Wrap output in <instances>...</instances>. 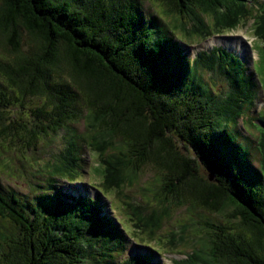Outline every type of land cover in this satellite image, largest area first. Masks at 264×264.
I'll use <instances>...</instances> for the list:
<instances>
[{"label":"trees","instance_id":"obj_1","mask_svg":"<svg viewBox=\"0 0 264 264\" xmlns=\"http://www.w3.org/2000/svg\"><path fill=\"white\" fill-rule=\"evenodd\" d=\"M152 1L161 11L148 16L143 0H0V139L35 152L39 140L80 117L86 127L65 136V150L41 169L48 176L33 194L0 187V264H156L153 254L116 263L127 237L101 214L98 197L77 198L52 183L82 175L84 145L118 188L139 184L153 168L155 188L136 185L144 201L127 196L118 207L142 233L134 238L188 255L173 264H264V126L257 125L255 172L241 148L231 151L229 131L254 106L253 73L219 47L190 60L176 31L192 19L203 40L255 14L264 62V2ZM168 15L178 17L174 27ZM29 100L34 107L7 114ZM182 206L189 217L166 228L168 244L160 230ZM201 212L208 220L194 226ZM192 241L190 251L176 250Z\"/></svg>","mask_w":264,"mask_h":264},{"label":"rangeland","instance_id":"obj_2","mask_svg":"<svg viewBox=\"0 0 264 264\" xmlns=\"http://www.w3.org/2000/svg\"><path fill=\"white\" fill-rule=\"evenodd\" d=\"M255 1L260 3L262 0ZM249 4L256 7V3L253 1L252 3L249 2ZM143 7L148 16H151L156 11H161L159 3L152 0H143ZM171 16L172 15H168L165 16V18L170 24L173 23L172 26L174 27L175 19L178 17ZM253 16H255V14L252 16L243 15L239 18L240 24L238 25L237 23L234 29H225L224 31L227 32L215 33L212 37L203 40L196 34L197 31L195 32L199 24L194 25L196 22L192 19H186L183 21L184 23L176 21L179 25L176 31L189 41V44L186 43L187 41L182 42L185 44L183 46L189 54H186L189 58L202 50H211L214 46H221L239 56L244 55L248 59L245 63L249 71H253L254 68H256L257 74L253 73L256 79H258V77L260 78L261 93L258 91L259 88L257 87L258 90L256 91V98L253 103L254 106L250 107L248 104V109L244 112L243 116L239 118L237 127L229 128L230 135L234 138L231 151L235 152L237 148H241L242 151L246 153L244 166L255 172L259 169L261 164L260 152L256 145V136L258 133L257 125L263 127L264 123L256 120V117L259 112V106L261 103L264 104V62L261 60L260 56V42L255 36V17ZM206 20L209 22L210 18L206 16ZM181 24H184L185 28H183ZM26 39V33L24 31L22 40L26 42ZM192 41L194 42L192 43ZM0 51L5 52L1 47ZM204 75L209 82L214 80L212 77L208 76L206 72H204ZM218 80L223 81L222 78H218ZM217 86L220 87V89L223 87L219 84ZM34 104L35 102L29 100L23 107L20 105L17 107L10 106V109L7 110V112L9 111L7 114L13 116L15 111L26 112L28 109L34 107ZM18 114L19 112H15L14 115ZM85 129V122L83 118L80 117L76 121L59 129L57 132L51 133L47 138L39 140L37 143L38 150L35 152L32 147L26 148V143L24 141H18L10 137L0 139V187L5 192L12 191L21 196L33 194L38 181L46 180L48 176L47 173L43 172L45 170L42 171L41 169L46 166L49 161H52L62 150H65L64 148L67 145L65 136L74 131L84 133ZM80 157L82 158L84 167L81 170L82 175L78 179L70 181L66 178H56L52 183L64 189L67 194H70V192L75 194L82 193V196L86 198L91 197L92 199L98 197L99 204L101 205V208H99L101 214H104V211L108 213L127 237V249L124 253L119 254L118 258L115 260L116 263L123 258H130L143 254H153V262L156 264H173L175 260L179 261L187 258L188 255L184 254L185 252H165L170 250L167 245H159L155 242L144 241L141 238H134L138 233L140 235H142V233L134 226L133 222L129 220V210H123L118 207V205L124 202L123 199L127 196H129V200H135L136 202L144 201L145 193H143L142 190H138L136 185L147 183L150 186V190L155 188V171L153 168L146 167L145 170L139 174V178L141 179L139 184L124 186V188L121 189L106 181L105 167L102 168L99 165V162H101V156H99V154H95L92 152L91 148L84 145ZM201 171L204 175L208 174L204 167H202ZM99 186L105 188V191L100 189ZM58 193L60 198L63 197L62 192L59 191ZM204 214L209 216L207 212L202 213V215L196 213L193 220L195 223L194 226L204 225L201 223L208 220V217ZM216 216L220 220H225L227 218L219 214ZM188 217L189 213L186 206L174 208L171 219H169L165 227L160 230L161 235H163V238L168 244L173 243L174 238L172 242L169 241L170 237H166V228L169 225H178V228L180 226L179 222H185ZM183 218L185 220L181 221ZM193 244V241L189 243H179L176 250L190 251Z\"/></svg>","mask_w":264,"mask_h":264},{"label":"clouds","instance_id":"obj_3","mask_svg":"<svg viewBox=\"0 0 264 264\" xmlns=\"http://www.w3.org/2000/svg\"><path fill=\"white\" fill-rule=\"evenodd\" d=\"M261 2H264V0H262ZM212 36H213V35H212ZM212 36H210V37H212ZM210 37H208V38H210ZM208 38H206V39H208ZM216 47H219V48L225 49L226 51L232 53V54L235 56V58H237L242 64H244L247 73H253V72H254V73L257 74L256 68H254L253 71H249V70H248V67H247V65H246V63H245V62H247L248 59H247L244 55H243V56H239V55L235 54L234 52H232V51H230V50H228V49H226V48H224V47H221V46H216ZM214 48H215V46H214L211 50H213ZM211 50H202V51H211ZM254 50H255V48H254ZM184 51H185V53H186L187 55H189V54L186 52L185 49H184ZM200 52H201V51H200ZM197 54H198V53H196V54H194L193 56H191V58H189V57H188V58H189L190 60H192V59H194V58L197 56ZM250 54H251V53H250ZM251 57H252V54H251ZM254 62H255V61H254ZM253 65H254V63H253ZM254 73H253V79H254V81L256 82L257 87L259 88V90H258V89H257V90L261 93V83H260V78L257 76L258 79H256ZM261 116H264V104H262V103H261V105L259 106V112H258V114H257L256 120L261 121L262 123H264V120L260 118ZM69 195H74L75 197L78 198L79 196L82 195V193L75 194V193L70 192ZM94 198H97V197H94Z\"/></svg>","mask_w":264,"mask_h":264},{"label":"water","instance_id":"obj_4","mask_svg":"<svg viewBox=\"0 0 264 264\" xmlns=\"http://www.w3.org/2000/svg\"><path fill=\"white\" fill-rule=\"evenodd\" d=\"M212 179H213V175L210 176V180H212Z\"/></svg>","mask_w":264,"mask_h":264},{"label":"bare ground","instance_id":"obj_5","mask_svg":"<svg viewBox=\"0 0 264 264\" xmlns=\"http://www.w3.org/2000/svg\"><path fill=\"white\" fill-rule=\"evenodd\" d=\"M215 39H216V38H215ZM215 39H214V41H215ZM211 40H212V39H211ZM211 40H209V41H211ZM215 43H216V42H215ZM215 43H214V44H215ZM249 50H250V49H249ZM125 195H126V194H125Z\"/></svg>","mask_w":264,"mask_h":264}]
</instances>
